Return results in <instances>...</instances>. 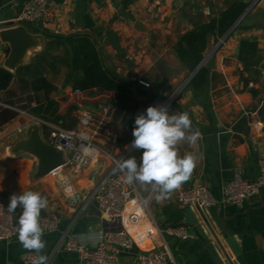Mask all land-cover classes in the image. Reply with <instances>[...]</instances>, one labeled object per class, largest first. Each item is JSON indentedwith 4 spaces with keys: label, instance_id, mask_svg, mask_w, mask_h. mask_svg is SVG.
<instances>
[{
    "label": "crops",
    "instance_id": "0c3cea01",
    "mask_svg": "<svg viewBox=\"0 0 264 264\" xmlns=\"http://www.w3.org/2000/svg\"><path fill=\"white\" fill-rule=\"evenodd\" d=\"M26 1L0 0V23L15 21ZM232 1L49 0L53 22L28 24L30 32L43 35L44 43L39 41L37 47L27 52L26 62L16 69L9 88H15L20 77L33 81L38 76H44L51 87L42 93L43 99L69 95L72 84L66 81L68 66L62 62H55L54 67L51 65L56 57L65 56L67 47L53 35L87 33L100 47L107 67L114 74L132 83L147 82L161 98L155 101L158 106L172 100L169 114L187 112L192 130L201 133L195 144L181 142L177 146L181 157L192 154L197 158L190 178L179 189L164 199H157L160 193L152 185L134 181L140 193L150 197V214L158 226L165 228L185 224L190 227V235L178 238L166 234V244L157 235L155 224L139 226L134 229L135 246L119 252L121 264H138L139 253L153 248L169 251L176 264H216L197 231L186 222L185 213L189 206L178 201L179 190L197 182L206 184L218 200L219 216L223 218L224 227L239 242L248 264H264V189L238 204L222 200L228 182L237 172L249 179L258 176L259 159L264 155V70L245 67L237 57L240 40L249 37L257 39L259 53L264 58V0L255 4L243 18V27L232 30L217 49L215 66L210 69L205 85L196 90L189 81L173 96L188 75V70L175 55L180 35L192 29L196 22L217 15ZM138 22L142 23L144 30L136 27ZM220 39L210 37L206 54L211 45ZM7 46V43H0V65L7 56ZM47 48L48 54H42ZM8 90L0 93V112L10 108L17 112V116L0 127V199L9 203L12 194L24 191L39 192L46 197L48 206L41 211V216L55 211L61 222L58 230L44 231L46 246L39 255L47 257L46 264H79L78 253L67 250L63 243L58 242L62 233L69 229L79 242L93 246L98 243L101 231L109 227L110 223L101 219L94 203L84 209L83 204L112 161L100 154L99 162H92L80 173H75L73 165L66 163L59 173L39 176L38 157L25 150H17V146L29 139V130L35 125L49 142V127L22 113L23 110L29 112L25 107L26 101L17 100L30 94V90L23 94L19 91L13 97ZM97 96L93 94L87 100H77L70 115L83 111L100 114L102 107L108 103L105 99H96ZM65 107H68L67 103L62 106ZM69 116L65 126L69 123ZM99 129L95 135L101 142L104 138L99 135L104 132V127ZM124 129L125 126L112 123L106 129L108 135L103 136L109 141L107 147L111 145L116 150L115 153L109 149L115 154L120 151V147L115 145L117 132ZM134 151L139 163L142 150ZM68 154L70 156L71 152ZM21 212L18 207L15 212L16 227ZM206 214L235 261L221 229L207 211ZM198 217L212 239L199 214ZM213 243L216 245L214 239ZM25 252L28 251L19 243L18 234L10 240H0V264H24L22 255ZM220 255L225 261L221 252Z\"/></svg>",
    "mask_w": 264,
    "mask_h": 264
},
{
    "label": "built area",
    "instance_id": "2783aa9c",
    "mask_svg": "<svg viewBox=\"0 0 264 264\" xmlns=\"http://www.w3.org/2000/svg\"><path fill=\"white\" fill-rule=\"evenodd\" d=\"M53 20L54 15L49 8V0H27L21 13L15 19L16 22L23 24L40 22L49 24ZM140 82L148 86L147 82L143 80ZM171 101L166 100L163 105L169 107ZM149 106H158V103L155 101L146 102L143 106L144 113ZM22 113L28 115L35 122L49 127V143L64 152L65 164H72L75 173H80L92 162H99L100 154L112 161L83 204L84 209L88 204L94 203L100 217L108 216L111 225L109 224V227L101 231L98 243L93 246L79 242L75 236L69 233V229L62 233L58 242V244L63 243L67 250L78 253L79 264H121L119 252L131 250L135 246L134 229L142 225L155 224L157 235L166 244V234L178 238H185L190 235V227L185 224L171 225L165 228L158 226L150 214V197L143 196L134 181L127 183L126 174L118 169V162L128 158L134 151L129 147L133 140L118 154L108 149L109 141L106 137H103L104 141H97L95 134L99 133V128L104 127V132H106L109 124L113 123L110 104L104 105L98 115L91 111H83L78 114L77 125L72 130L63 123H50L29 112L27 113L25 110ZM69 152H71L70 156ZM64 165L52 172L59 173ZM262 189H264V155L259 159L258 176L249 179L242 177L237 172L228 182L222 200L226 203L238 204ZM178 201L189 207H194L198 203L202 208L218 203L209 187L202 182L179 190ZM0 205H3L0 207V240H10L17 234L15 213L8 212L6 201L0 199ZM60 222L61 218L55 211H48L41 216L44 231L58 230ZM37 255L35 252H25L22 255V261L24 264H32ZM138 264H176V262L169 251H159L153 248L139 253Z\"/></svg>",
    "mask_w": 264,
    "mask_h": 264
},
{
    "label": "trees",
    "instance_id": "16d2710c",
    "mask_svg": "<svg viewBox=\"0 0 264 264\" xmlns=\"http://www.w3.org/2000/svg\"><path fill=\"white\" fill-rule=\"evenodd\" d=\"M246 1L233 0L217 15L196 22L192 29L180 35L175 46V55L188 73L193 72L205 58L210 37L215 36L217 40L233 27L248 7ZM243 22L244 19L233 30L242 28ZM53 37L67 49L65 56L56 57L54 61L52 59L51 65L54 67L55 62H62L68 66L66 81L72 84V92L59 99H43L42 93L51 87L44 76H38L33 81L20 77L17 86L8 90L11 97L17 96L19 91L23 94L30 90V94L17 100L26 101L25 107L28 108L29 113L48 121L65 124L67 116L75 110L77 100H87L89 96L98 94L99 97L97 96L96 99H105L112 106L113 123L125 126L124 130L117 132L115 140L116 146L124 148L134 139L132 132L135 118L144 113L143 105L148 101L161 99L156 89L139 82H129L114 74L107 67L100 47L90 34L76 33L53 35ZM44 53L48 54V48L42 54ZM258 53L256 38L248 37L240 40L237 52L240 61L252 59ZM209 71L210 68L201 67L190 80V84L196 90L201 89L205 85ZM33 101L35 104H32ZM64 103H67L68 107L62 108ZM15 116H17L15 110L4 108L0 112V127ZM135 155V151L130 154V156Z\"/></svg>",
    "mask_w": 264,
    "mask_h": 264
},
{
    "label": "clouds",
    "instance_id": "9594fccd",
    "mask_svg": "<svg viewBox=\"0 0 264 264\" xmlns=\"http://www.w3.org/2000/svg\"><path fill=\"white\" fill-rule=\"evenodd\" d=\"M132 135L134 139L129 147L142 150V155L139 163L134 156L118 162L117 167L126 174L127 183L136 181L152 185L160 193L157 199H164L190 178L197 158L192 154L181 157L177 146L181 142L195 144L201 133L192 130L187 112L170 115L165 105L149 106L146 113L136 116ZM47 206V198L34 191L12 194L7 205L9 213H15L18 207L22 209L18 219V241L26 251L38 254L32 264L47 262L46 256L39 255L46 246L41 211Z\"/></svg>",
    "mask_w": 264,
    "mask_h": 264
},
{
    "label": "water",
    "instance_id": "95a60500",
    "mask_svg": "<svg viewBox=\"0 0 264 264\" xmlns=\"http://www.w3.org/2000/svg\"><path fill=\"white\" fill-rule=\"evenodd\" d=\"M259 0H247L248 7L237 19L233 27L219 40L215 45H211V48L205 58L199 64V66L191 73H188L185 82L174 93H177L192 79V77L203 66L207 68H213L215 66L216 55L215 52L221 46L222 42L227 39L231 31L241 22V20L251 11L255 4ZM138 29L144 30L142 23L138 22ZM39 41L44 43V37L41 34H35L29 31L28 24L11 21L8 23H0V43H7L6 58L3 65H0V93L9 89L15 77V72L18 66L26 62L25 56L27 52L37 47ZM245 67H257L264 70V58L258 53L254 58L243 62ZM69 123L67 128L72 130L75 128L78 122L77 115H70L68 117ZM17 150L28 151L39 159L38 175H46L56 168L65 164V154L61 149H58L55 145L47 142L40 134L38 126H32L29 130V139L22 141L18 144ZM206 211L211 216V219L215 222L216 226L221 229L222 236L225 239L226 244L231 250L235 261L232 259L227 248L221 241L219 235L216 233L212 226ZM205 223L208 231L210 232L212 239L205 232L203 225L200 223L198 214ZM186 222L191 225L199 234L203 240L205 247L212 259L216 264H248L246 257L243 254L242 248L236 238L226 231L223 223V218L219 216V207L217 204L209 205L202 208L198 203L194 207H189L185 213ZM104 221L109 222V217L104 215L101 217ZM213 239L216 245L213 243ZM218 247V248H217ZM220 252L225 257V261L222 259Z\"/></svg>",
    "mask_w": 264,
    "mask_h": 264
},
{
    "label": "rangeland",
    "instance_id": "374dc122",
    "mask_svg": "<svg viewBox=\"0 0 264 264\" xmlns=\"http://www.w3.org/2000/svg\"><path fill=\"white\" fill-rule=\"evenodd\" d=\"M218 41H219V40H218ZM218 41H216V42L214 43V45H215ZM143 106H144V105H143ZM104 135L107 136L108 133H106V132H102L101 135H99V137H100V138H101V137L103 138ZM115 148H116V147H115ZM108 149L113 150V152L116 151L115 149H113V147H112L111 145H108ZM119 149H120V151H121L123 148H119ZM115 153H116V152H115ZM129 157H130V156H129ZM150 205H151V204H150Z\"/></svg>",
    "mask_w": 264,
    "mask_h": 264
}]
</instances>
